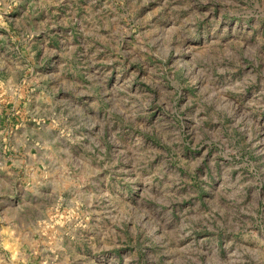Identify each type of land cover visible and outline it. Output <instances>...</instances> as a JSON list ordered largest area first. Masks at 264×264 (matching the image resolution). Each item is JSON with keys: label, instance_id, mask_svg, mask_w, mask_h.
I'll return each instance as SVG.
<instances>
[{"label": "rangeland", "instance_id": "1", "mask_svg": "<svg viewBox=\"0 0 264 264\" xmlns=\"http://www.w3.org/2000/svg\"><path fill=\"white\" fill-rule=\"evenodd\" d=\"M0 264H264V0H0Z\"/></svg>", "mask_w": 264, "mask_h": 264}]
</instances>
